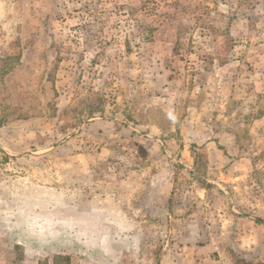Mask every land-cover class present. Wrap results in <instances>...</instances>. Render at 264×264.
<instances>
[{"label": "rangeland", "instance_id": "374dc122", "mask_svg": "<svg viewBox=\"0 0 264 264\" xmlns=\"http://www.w3.org/2000/svg\"><path fill=\"white\" fill-rule=\"evenodd\" d=\"M0 264H264V0H0Z\"/></svg>", "mask_w": 264, "mask_h": 264}]
</instances>
